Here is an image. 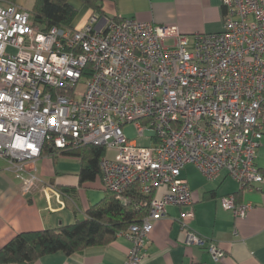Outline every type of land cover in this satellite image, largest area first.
<instances>
[{
	"label": "built area",
	"instance_id": "1",
	"mask_svg": "<svg viewBox=\"0 0 264 264\" xmlns=\"http://www.w3.org/2000/svg\"><path fill=\"white\" fill-rule=\"evenodd\" d=\"M220 1L223 30L194 34L98 14L80 28L44 29L29 10L0 5V158L27 192L45 148L104 147L105 188L122 199L138 183L151 195L143 219L117 234L130 242L122 264L141 263L168 205L184 208L185 244L206 246L187 224L186 165L207 180L223 171L244 189L263 181L255 157L264 134V0ZM129 123L139 137L152 130L151 144L129 140ZM221 206L234 218L251 209L232 194ZM206 249L214 260L223 255Z\"/></svg>",
	"mask_w": 264,
	"mask_h": 264
},
{
	"label": "crops",
	"instance_id": "2",
	"mask_svg": "<svg viewBox=\"0 0 264 264\" xmlns=\"http://www.w3.org/2000/svg\"><path fill=\"white\" fill-rule=\"evenodd\" d=\"M27 1L15 0V4L29 10ZM69 2L77 10L72 25L80 28L90 9L81 0ZM96 2L106 17L175 25L185 34L223 30L224 7L220 0ZM0 160V247L17 233L58 228L83 219L86 210L106 195L100 175L80 183L82 163L77 155L42 153L35 160L38 182L27 192L16 173L6 168L7 162ZM255 164L264 176V134ZM181 176L188 181L193 200L194 215L187 222L189 228L206 240V246L214 244L223 255L214 260L206 246L186 245L185 232L180 228L184 208L168 205L153 224L140 264H264V178L254 188L244 189L223 171L215 179L207 180L191 164L184 167ZM230 194L237 202L251 205L244 217L234 218L222 208L221 198ZM129 247L128 240L116 236L106 245L88 247L69 256L54 253L33 264H122Z\"/></svg>",
	"mask_w": 264,
	"mask_h": 264
},
{
	"label": "trees",
	"instance_id": "3",
	"mask_svg": "<svg viewBox=\"0 0 264 264\" xmlns=\"http://www.w3.org/2000/svg\"><path fill=\"white\" fill-rule=\"evenodd\" d=\"M81 1L90 9V14L103 15L96 0ZM0 3L15 4V0H0ZM29 12L33 21L44 29L52 26L62 29L74 28L72 23L77 15V10L69 0H34ZM52 150L49 152V148H45L42 153L53 155L59 152L80 157V183L92 181L100 175L99 159L105 153L104 147L85 145L62 151ZM150 199L151 195L143 194L138 183L125 190L122 199L106 189L105 197L90 206L83 219L58 228L15 234L0 247V264H33L54 253L60 252L69 256L88 247L106 245L113 241L120 231L143 219L148 213V207L142 203H149ZM235 201L237 202L236 198Z\"/></svg>",
	"mask_w": 264,
	"mask_h": 264
},
{
	"label": "rangeland",
	"instance_id": "4",
	"mask_svg": "<svg viewBox=\"0 0 264 264\" xmlns=\"http://www.w3.org/2000/svg\"><path fill=\"white\" fill-rule=\"evenodd\" d=\"M27 5H28V9L30 10V8L33 5V2H30V0H28L27 1ZM80 88H82V85H80ZM122 132L129 140H133L139 145L140 144H142V145H150L151 144V140L149 139V137H153L154 136V132L152 130H146L144 132V137H139L138 133H137V130H136L134 124H132V123L123 125L122 126ZM1 162L2 161L0 160V163Z\"/></svg>",
	"mask_w": 264,
	"mask_h": 264
}]
</instances>
